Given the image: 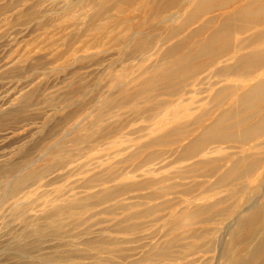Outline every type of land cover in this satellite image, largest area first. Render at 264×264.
<instances>
[{"label": "rangeland", "instance_id": "374dc122", "mask_svg": "<svg viewBox=\"0 0 264 264\" xmlns=\"http://www.w3.org/2000/svg\"><path fill=\"white\" fill-rule=\"evenodd\" d=\"M191 13L156 52L150 29L127 27L155 21L136 11L127 23L108 0H0V264H216L218 249L234 252L243 239L227 224L264 204V132L195 144L217 117L247 132L264 109L241 112L235 85L256 81L235 60L222 75L195 52L208 32ZM194 57L185 76L160 74Z\"/></svg>", "mask_w": 264, "mask_h": 264}, {"label": "bare ground", "instance_id": "6f19581e", "mask_svg": "<svg viewBox=\"0 0 264 264\" xmlns=\"http://www.w3.org/2000/svg\"><path fill=\"white\" fill-rule=\"evenodd\" d=\"M111 5L118 8L123 15L124 20L128 23L134 12L142 13L144 19L155 21L154 24L130 23L128 31L130 35L139 37L147 29H150L152 36L151 44L161 43L158 52L164 45L166 39H173L178 33L173 30V24L177 23L181 16L187 14L184 23L181 22L178 30H184L199 19L198 16L191 13L197 10L204 18L201 32H208L207 39L195 44V52L201 58H204L212 66L219 67V74L229 75L231 69L227 62L235 60L240 69H244L246 76L254 79L256 83L245 89V84L237 83L235 85L238 93L237 104L240 106L241 112L252 111L254 104L258 103L257 108L264 109V0H108ZM141 3V4H140ZM140 4L139 8L136 6ZM215 12V13H214ZM139 15V14H138ZM142 22V21H141ZM126 23V25H127ZM169 30L163 37V31ZM254 37L251 41H237L236 34L249 33ZM188 41L180 42L175 48H186ZM118 46H122L120 43ZM140 47H145L143 44ZM173 48V49H175ZM250 48L249 53L240 54L245 49ZM187 58L181 63L171 62L168 67L161 68L160 74L167 80L170 79V72L175 71L179 76H185L182 64L193 60L196 65L200 62ZM201 65H197L200 68ZM170 71V72H168ZM122 79V78H121ZM244 93L239 94L241 90ZM99 114V113H98ZM261 118L254 122L247 132H234L233 128L238 123V117L223 114L217 117L202 141L195 144L196 148L202 149L206 143L213 137L221 142L231 141L233 139H245L247 135H256L264 132V112ZM98 118V117H97ZM98 119L95 120L97 124ZM160 123L167 125L166 120ZM47 125V124H46ZM88 124H86L87 128ZM87 132L89 133V130ZM90 137H85V141H89ZM79 142V141H78ZM204 151L199 157L209 158L214 154ZM239 169L250 170L244 168L238 163L233 167V171ZM263 189H255V195L259 198ZM259 195V196H258ZM256 204L253 202L248 204L246 208L240 211L237 217L227 224L231 233L236 234V238H242L239 243H235L234 252L224 255L223 249H218L219 255L216 256L218 262L216 264H264V204L261 199ZM255 206V207H254ZM202 217V214H198ZM200 218V217H199ZM234 230V231H233ZM233 231V232H232ZM228 253V252H227Z\"/></svg>", "mask_w": 264, "mask_h": 264}]
</instances>
